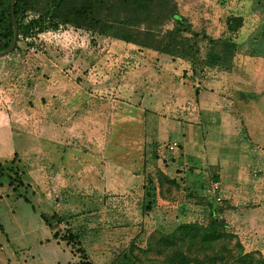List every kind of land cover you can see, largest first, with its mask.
Segmentation results:
<instances>
[{"label": "rangeland", "instance_id": "1", "mask_svg": "<svg viewBox=\"0 0 264 264\" xmlns=\"http://www.w3.org/2000/svg\"><path fill=\"white\" fill-rule=\"evenodd\" d=\"M29 1L20 25L36 19L48 0ZM174 2L194 34L192 60L47 22L34 36H18L16 48L0 57V264L76 263L63 238L67 231L78 235L93 264H165L168 250L158 251L156 240L176 226V209H163L162 200L180 204L184 190L163 183L156 206L143 210L149 199L155 202L153 191L145 193V177L176 175L178 144L203 160L210 122L202 113L190 136L192 101L184 93L205 87L213 75L200 63L211 48L221 51L225 19L237 15L247 27H264V0ZM123 17L117 7L99 16L116 23ZM256 26L246 41H264ZM243 35H230L234 53L264 55L262 48L239 45ZM234 67L230 58L228 71ZM172 142L176 149L162 151ZM204 180L209 187L211 178ZM190 195L185 190L183 197L196 200ZM178 213L194 219L188 210ZM235 242L225 245L233 249Z\"/></svg>", "mask_w": 264, "mask_h": 264}, {"label": "crops", "instance_id": "2", "mask_svg": "<svg viewBox=\"0 0 264 264\" xmlns=\"http://www.w3.org/2000/svg\"><path fill=\"white\" fill-rule=\"evenodd\" d=\"M243 22L239 30L245 38L256 23L247 27ZM263 30L264 27L258 25L253 31L262 35ZM256 39L254 42L246 41V38L239 40V45L264 49V41ZM233 60L235 69H208L215 71L206 80L205 87L194 86L183 92L192 101L189 105L190 136H196L197 131L192 125L200 121L202 113L210 126L202 136L203 142L207 136L203 160L196 159L178 144L180 155L174 161L177 163L176 175L170 176L167 170L161 173L174 180L178 189L184 190L183 199L180 204L164 200L162 204L163 209H176V225L190 221L178 213L181 210H188L194 217L192 221L201 222L199 219L204 218L205 222H202L206 223L208 206L204 203L214 198L215 206L220 209L215 217L240 242L243 251L257 252L264 258V55L241 52ZM202 171L204 173H200ZM208 177L211 178L209 183H218L214 195L208 191V182L202 181ZM159 190L155 185L153 206L157 204ZM185 190L196 200L184 199ZM215 196L219 197L218 202Z\"/></svg>", "mask_w": 264, "mask_h": 264}, {"label": "trees", "instance_id": "3", "mask_svg": "<svg viewBox=\"0 0 264 264\" xmlns=\"http://www.w3.org/2000/svg\"><path fill=\"white\" fill-rule=\"evenodd\" d=\"M9 3L10 0H0V52L6 50L13 40ZM115 7L124 13L122 22L99 18L102 10ZM27 9H32L29 0H15L12 12L17 37L25 38L42 32L45 22L53 28L58 23L71 24L171 58L192 60L197 57L198 49L192 40L194 34L177 14L174 0H48L36 19L20 25L18 15ZM242 21V17L237 15L225 19L227 36L219 41L221 51L212 48L207 51L200 63L202 67L228 70V61L236 57V44L231 41L230 35L234 36L242 26ZM154 178L155 181L150 173L145 177L143 186L148 195L149 191L154 192L153 182L159 189L163 183L176 186L174 180L166 178L159 171L154 172ZM24 202L29 204L26 199ZM198 202L203 204L201 199ZM204 204L208 206L205 224L196 220L179 223L169 234L160 235L156 240L158 251L168 250L165 264H264L260 259H253L252 254L245 253L236 239L233 249L226 247L225 243L234 237L224 223L215 217L220 209L215 206L214 198ZM152 208L153 201L149 199L143 210L150 211ZM52 236L55 238V233ZM63 238L79 257L78 262L73 264H93L80 248L77 234L67 231Z\"/></svg>", "mask_w": 264, "mask_h": 264}, {"label": "water", "instance_id": "4", "mask_svg": "<svg viewBox=\"0 0 264 264\" xmlns=\"http://www.w3.org/2000/svg\"><path fill=\"white\" fill-rule=\"evenodd\" d=\"M14 3H15V0H10L9 12H10V17H11V24H12V27H13V40H12L10 46L6 50L0 52V57L5 56L8 53H10L14 49V46L16 44L17 28H16V23H15V20H14V17H13V12H12Z\"/></svg>", "mask_w": 264, "mask_h": 264}, {"label": "built area", "instance_id": "5", "mask_svg": "<svg viewBox=\"0 0 264 264\" xmlns=\"http://www.w3.org/2000/svg\"><path fill=\"white\" fill-rule=\"evenodd\" d=\"M176 148H177V144L175 142L161 146L162 151H165V152L171 151V150L176 149ZM209 188H210L209 190L211 192V195L216 194V192L218 191V188H219L218 183L217 182H211ZM219 200H220L219 197L215 196V201L218 202Z\"/></svg>", "mask_w": 264, "mask_h": 264}]
</instances>
